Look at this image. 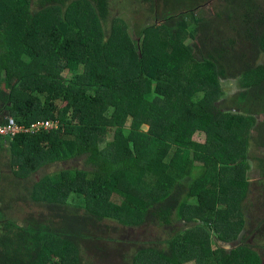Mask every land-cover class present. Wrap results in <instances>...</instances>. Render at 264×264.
Wrapping results in <instances>:
<instances>
[{
    "label": "trees",
    "instance_id": "1",
    "mask_svg": "<svg viewBox=\"0 0 264 264\" xmlns=\"http://www.w3.org/2000/svg\"><path fill=\"white\" fill-rule=\"evenodd\" d=\"M141 1L162 23L137 28L136 48L109 0H0V103L24 126L59 124L0 137L13 172L0 175V264L17 243L29 255L17 264H264V180L246 202L245 178L248 147H264V0H223L206 19L211 0ZM57 163L70 165L32 179ZM27 202L47 218L18 225ZM176 221L205 227L134 240ZM212 234L240 246L214 249Z\"/></svg>",
    "mask_w": 264,
    "mask_h": 264
},
{
    "label": "rangeland",
    "instance_id": "2",
    "mask_svg": "<svg viewBox=\"0 0 264 264\" xmlns=\"http://www.w3.org/2000/svg\"><path fill=\"white\" fill-rule=\"evenodd\" d=\"M109 5H110L109 6L110 11L112 13L111 15L117 18L118 20H120L122 23H124V25L126 26V31L128 32V35L131 38V40L134 42L136 48H138L137 39L135 37V30L137 28L139 29L143 26H146L152 23H156V24L162 23V21L156 18V15H154V13L149 12L147 3L141 0H109ZM225 6L226 5L223 2V0L208 1V3L205 6L199 9L198 17H202L205 19L208 17H214L217 12H220V11L223 12L225 9ZM158 11H160V7L158 8ZM158 11H156L155 13H158ZM194 36L195 37L193 39L188 40V43H190V46H192V48H195V44L197 43L196 40L199 37V33L195 31ZM194 53H195V50H194ZM261 62H263V58H261L260 63ZM63 75L67 76L65 72ZM223 88H224L225 95L219 102H217V105L222 110H225V109L227 110V106L225 102L227 101L228 97L237 93L240 90V87H239V83L237 82V80L233 79V80L225 81ZM63 105L64 104H60L59 107ZM1 110L5 111L4 104L2 103H0V111ZM4 111H2L3 116H10L8 113H5L6 111L5 112ZM256 118L258 119V122H264V114L258 115ZM143 129H146V127L143 126ZM110 134L112 135V130H108L107 135H110ZM192 139L195 140L196 142L204 143L205 134L197 132L196 134L193 135ZM5 149L6 151L4 150L1 151L2 153L1 158L3 157L4 159H1L2 163L0 164V172H1L0 175L1 176L10 175L11 176L13 172H11L10 169L8 168V165H9L8 163V160H9L8 144L5 145ZM248 149L249 150L247 153V158H245L246 163L248 164V169L245 171V178L250 183V188H249L248 197H247L246 202L248 201L251 202L252 199L254 198V195L256 196L259 192H261L259 190V186L262 183L261 181L264 180V178L261 175V168L258 165V161L260 159H264V147L251 144V146H249ZM5 152L6 154H4ZM31 152H34V150H31ZM79 164L80 163H78V165ZM69 165L70 163H57L53 166L44 167L43 168L44 171H42L41 173L40 172L37 173L36 175L33 176L32 179L34 181H38L42 174H51L52 172H60L61 168L68 167ZM197 167L195 168V174H197L198 172ZM192 180H193V177L186 178L185 184L189 185L192 182ZM14 184L16 187L17 184L16 183ZM4 188H7V187L4 186ZM15 191L21 194V191L18 187H16V189L13 192ZM21 196L23 195L21 194ZM6 200L8 201V198H6ZM1 207H3L2 201L0 202V209ZM244 210H245V206L242 212H244ZM32 215H34L36 219L42 222L45 220V218H47L48 213L43 204H34V203L27 202L26 204L20 203L18 208L14 209L12 218L15 220L16 223H18V225L23 226L24 220ZM6 220H8V217L7 216L5 217V214L3 216V214L0 212V223L5 222ZM244 221H247V216L245 217ZM115 225L116 224L112 222V226H115ZM198 226L205 227V225L200 221L195 224H191V225H184L183 223H179L176 221L171 226L163 227V228L149 227V225H146V226H143L144 229L135 231L136 234H134V240H138V242L142 244H153L154 241L161 242L162 235L164 232L166 233V236L171 237L177 233H182L186 231L187 229H192L193 227L195 228ZM126 236L128 237V234H126ZM116 238H119V236L117 235ZM211 239H212V245L214 249L221 248V249H224L230 252L240 246V241L236 243H232V244H224L221 242H217L216 234H212ZM124 240L129 241V238H126ZM22 243H23V240L19 242L20 245H22ZM8 248L9 250L16 251V255L14 256V259H13L14 263L12 264L19 263L20 261L26 258V255L29 256L27 249L26 251L23 250V246H22V249H21V246L19 249L18 243L14 245L11 244L8 246ZM91 260L93 262V258H91ZM113 262L115 264V260H113ZM48 264H56V262L49 261ZM101 264H105V262Z\"/></svg>",
    "mask_w": 264,
    "mask_h": 264
},
{
    "label": "built area",
    "instance_id": "3",
    "mask_svg": "<svg viewBox=\"0 0 264 264\" xmlns=\"http://www.w3.org/2000/svg\"><path fill=\"white\" fill-rule=\"evenodd\" d=\"M4 119L7 122H2ZM57 124L52 121H41L31 124L29 127L18 124L12 117L3 116L0 112V137L13 139L20 133H38L40 130L56 129Z\"/></svg>",
    "mask_w": 264,
    "mask_h": 264
},
{
    "label": "crops",
    "instance_id": "4",
    "mask_svg": "<svg viewBox=\"0 0 264 264\" xmlns=\"http://www.w3.org/2000/svg\"><path fill=\"white\" fill-rule=\"evenodd\" d=\"M225 83V82H224ZM241 90V89H240ZM224 95H225V93H224ZM234 95V94H233ZM232 96V95H231ZM224 97V96H223ZM2 111H4V110H2ZM5 112V111H4ZM2 113V112H1ZM6 113H8V112H6ZM9 114V113H8ZM11 117V116H10ZM13 119H14V117H12ZM41 121H51V120H39L38 122H41ZM17 122V121H16ZM52 122H55L58 126H59V124H58V122L57 121H52ZM18 123V122H17ZM33 123H36V122H33ZM32 123V124H33ZM18 124H20V123H18ZM20 125H23V124H20ZM31 125V124H30ZM24 126V125H23ZM57 126V127H58ZM27 127V126H26ZM40 131H48V130H40ZM51 131V130H50ZM39 133V132H38ZM42 144H44L45 146H46V143H42ZM0 151H3V149L2 148H0ZM4 151H6L5 149H4ZM4 154H6V152L4 153ZM2 155V154H1ZM184 225H186V223H183Z\"/></svg>",
    "mask_w": 264,
    "mask_h": 264
}]
</instances>
